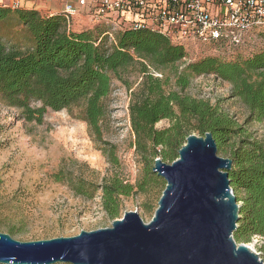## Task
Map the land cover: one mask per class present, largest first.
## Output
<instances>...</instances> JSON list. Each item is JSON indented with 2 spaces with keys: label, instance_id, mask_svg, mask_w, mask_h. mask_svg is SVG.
Wrapping results in <instances>:
<instances>
[{
  "label": "trees",
  "instance_id": "trees-1",
  "mask_svg": "<svg viewBox=\"0 0 264 264\" xmlns=\"http://www.w3.org/2000/svg\"><path fill=\"white\" fill-rule=\"evenodd\" d=\"M13 17L27 28L32 44L22 48L0 38V95L9 106L38 124L44 123L49 109L78 106L80 118L103 140L112 74L120 77L122 71L140 64L142 82L129 110L137 152L145 165L154 164L158 157L173 162L190 134L212 132L218 152L233 160L229 178L242 202L234 237L238 242H248L254 235L264 237V143L248 136L244 126L218 104L187 92L195 76L215 75L231 85L230 96L247 108V122L264 121V39L259 35L264 28L256 30L259 41L195 58L186 44L152 28L116 27L103 19L77 30L63 12L41 13L0 3V23ZM164 119L170 125L157 128ZM67 180L78 195L91 197L101 190L103 208L113 218L120 211L119 197L136 191V185L119 179L107 182L105 178L101 185L72 176ZM148 183L139 182V191H146Z\"/></svg>",
  "mask_w": 264,
  "mask_h": 264
},
{
  "label": "rangeland",
  "instance_id": "rangeland-1",
  "mask_svg": "<svg viewBox=\"0 0 264 264\" xmlns=\"http://www.w3.org/2000/svg\"><path fill=\"white\" fill-rule=\"evenodd\" d=\"M93 25L92 20H87L75 23L73 28L80 30ZM259 35L264 39V33ZM0 38L8 45L22 48L32 44L27 28L16 17L0 23ZM187 49L195 58L218 54L200 44H189ZM150 71L162 76L153 68ZM142 77L140 64L122 71L120 77L112 74L103 140L80 118L78 106L61 111L49 109L44 123L38 124L25 120L0 95V232L9 233L13 229L11 235L20 241L70 237L82 230L111 227L114 220L121 219L128 211H138L145 222L151 221L166 180L154 172L149 175L148 170L155 163L145 165L137 152L129 105ZM230 89L228 82L211 74L195 76L187 92L218 104L244 126L248 136L264 143V121L247 122V108L230 96ZM169 125L170 121L164 119L156 127L162 129ZM218 154L226 157L224 152ZM70 176L95 185H101L105 178L107 182L119 179L136 185V191L119 197L120 211L113 218L103 208L101 190L91 197L78 195L67 180ZM147 180L146 191H139L137 184ZM238 243L247 244L262 256L264 237L254 235L248 242Z\"/></svg>",
  "mask_w": 264,
  "mask_h": 264
},
{
  "label": "water",
  "instance_id": "water-1",
  "mask_svg": "<svg viewBox=\"0 0 264 264\" xmlns=\"http://www.w3.org/2000/svg\"><path fill=\"white\" fill-rule=\"evenodd\" d=\"M232 166L212 132L192 133L172 163L155 159L166 186L151 221L128 211L111 227L70 237L20 241L0 232V264H264L234 237L240 204Z\"/></svg>",
  "mask_w": 264,
  "mask_h": 264
},
{
  "label": "built area",
  "instance_id": "built-area-1",
  "mask_svg": "<svg viewBox=\"0 0 264 264\" xmlns=\"http://www.w3.org/2000/svg\"><path fill=\"white\" fill-rule=\"evenodd\" d=\"M89 1L94 5L95 23L109 19L116 27L152 28L173 41L209 46L217 53L259 41L256 30L264 28V0H78V3L82 6ZM76 10L73 4L66 3L63 13L68 23ZM116 14L120 18L130 16L128 24L115 18ZM189 60L184 58L185 62Z\"/></svg>",
  "mask_w": 264,
  "mask_h": 264
},
{
  "label": "crops",
  "instance_id": "crops-1",
  "mask_svg": "<svg viewBox=\"0 0 264 264\" xmlns=\"http://www.w3.org/2000/svg\"><path fill=\"white\" fill-rule=\"evenodd\" d=\"M73 4L77 10L74 15L71 16V23H86L87 20H92L94 5L89 1L87 4L80 6L78 0H0V3H4L10 6H15L17 3L22 7L36 9L41 13H58L65 11L66 3ZM115 18H120L118 15H114ZM130 16H121L119 21L125 22L130 19ZM127 20V21H126Z\"/></svg>",
  "mask_w": 264,
  "mask_h": 264
}]
</instances>
